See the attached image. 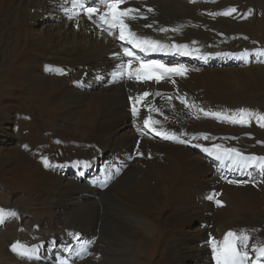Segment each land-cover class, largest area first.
Masks as SVG:
<instances>
[{
  "label": "bare ground",
  "instance_id": "bare-ground-1",
  "mask_svg": "<svg viewBox=\"0 0 264 264\" xmlns=\"http://www.w3.org/2000/svg\"><path fill=\"white\" fill-rule=\"evenodd\" d=\"M67 1L0 0V118L10 115L12 101L29 117L22 122L28 131L25 141L5 159L13 164L9 192L15 194L4 202L5 193L0 191V210L7 221L0 223V253L19 255L12 250L19 243L39 246L36 255L41 262L29 259L26 264H185L191 258L197 264H215L211 239L222 241L229 229L240 228L237 233L250 236L252 264L254 246L264 244V171L233 165L227 157L217 160L212 149L219 145L236 148L246 156L264 154V139L251 137L252 128L260 127L255 119L250 128L231 122L239 118L234 113L243 104L240 87L229 76L225 78L224 70L205 67L250 60L249 56L230 59L227 51L248 47L246 39H253L245 28L249 24L247 2L254 0H127L122 7L139 8L147 16L129 22L133 31L180 46V51L170 49L168 57L158 60L168 67L184 65L186 75L159 83L114 81L118 65L127 60L122 55L125 43L116 40L118 30L109 35L79 8L71 10L80 15L69 19L63 11L72 7L71 2L68 7L63 5ZM54 8L61 29L33 36L29 21L37 12H55ZM147 8L154 12L148 13ZM230 8L237 11L231 16L221 14ZM244 13L246 19L239 20ZM262 18L264 40V14ZM161 27L170 31H158ZM174 28L180 30L171 31ZM134 51L149 60L139 49ZM150 53L151 58L158 57L157 52ZM60 70L69 75L60 76ZM98 70L101 74L96 80L88 76ZM246 72L240 74L258 79L264 90V66ZM97 85L99 92L88 93L87 88ZM145 91L152 95L137 103L139 114L134 116L135 101L129 98ZM169 96L173 97L170 102ZM177 96L194 106H185ZM148 107L160 111L149 112ZM199 109L221 117L206 116ZM149 115L160 121L154 125L157 131L175 133L177 139L151 132L143 124ZM114 122L121 128L111 131ZM205 135L210 138L203 139ZM179 140L202 142L209 151L193 159V149ZM133 149H137L134 158ZM60 166L85 175V182L64 178V172L57 169ZM244 180L254 181L255 186H245L252 181L242 186ZM18 190L25 193L19 195ZM207 193H217L222 206L208 200ZM192 218L212 221V227L200 225L186 234L183 228ZM70 245L72 253L63 250Z\"/></svg>",
  "mask_w": 264,
  "mask_h": 264
},
{
  "label": "snow or ice",
  "instance_id": "snow-or-ice-1",
  "mask_svg": "<svg viewBox=\"0 0 264 264\" xmlns=\"http://www.w3.org/2000/svg\"><path fill=\"white\" fill-rule=\"evenodd\" d=\"M195 2V0H193ZM72 9H82L83 14L87 17L89 21L93 24L98 25L103 29V31L107 32L109 35H113V30H118V39L122 42H126L132 47H125L123 49L122 55L127 57L125 62H121L118 65V71L113 74L114 81L115 80H134L137 83H148V82H156L159 83L163 79L170 77L172 74L184 76L186 75L188 69L182 65H174L172 67H168L167 65L161 63L160 61L152 60L146 61L142 59L140 56L136 54L134 49H139L140 52L149 53V52H161L170 49H175L176 51H180V46L178 45H165L162 44L159 40H153L148 37H143L138 35L135 31L132 30L130 26V21H136L138 19H147V16L144 12H142L139 8L133 7H122L127 0H102L100 6L95 4V0L92 6L86 5V0H71ZM100 7L104 8V11L100 12ZM65 15L69 19H75L76 16L80 15V12H74L71 9L64 8L63 9ZM237 11L236 8H230L227 11L221 13L225 16H231L233 13ZM148 13L154 12V9L147 8ZM251 13L249 12V15ZM94 15L96 18H94ZM215 15V14H213ZM79 25L77 24V27ZM145 27L151 28L153 24H146ZM160 32H168L170 29L168 28H159L157 29ZM180 29L174 28L171 31H179ZM183 47H187L186 45ZM116 56H120V53L114 54ZM264 55V53H262ZM264 62V61H261ZM135 65V66H134ZM63 74V72L61 73ZM174 84L175 81L173 80ZM152 95L151 93L145 91L139 96L133 98L130 97V100H134L132 106V114L134 116L139 114V110L137 108V103H142L147 97ZM155 95L160 96L161 93L157 92ZM170 102L173 97H167ZM176 99H179L182 104L188 107H192L194 105H190L187 99L183 96H177ZM148 111H156L160 110L154 107H148ZM199 111L203 112L204 115H213L216 118H220V113H208L205 112L204 109H199ZM162 114V113H161ZM238 119H231L232 123H238L245 126H250L253 119L256 120V123L259 124L260 127H264V115H260L255 113L252 110L241 109L239 112ZM225 119H230L229 117H224ZM160 121L154 120L151 115L148 116L147 119L143 121V124L146 127L151 128L152 131L156 132L157 135L163 136L164 139H177L175 133H165L163 131H157L154 125L159 124ZM195 138V137H194ZM210 137L207 135L203 136V139L207 140ZM180 143H189L186 140H179ZM199 146V145H197ZM215 151L213 154L217 160H221L224 157H227L229 161L233 163V165H242L244 168L247 167H259L261 171H264V157L257 156H246L241 151L236 148H221L219 145L213 146ZM203 151L208 152V148H204ZM142 155V153H139ZM44 165L49 166V161L47 158L43 161ZM229 183H237V181L230 180ZM250 181H243V183H248ZM255 183L254 181H252ZM217 193H211L207 196V199L210 201H215L217 206H222V202L216 199ZM11 216H15L16 213H10ZM4 222L3 210H0V223ZM250 236L242 231L241 233H237L236 231H229L226 233L222 241H217L215 238L211 239V247L213 257L215 259V264H249L252 257L249 253V244ZM12 250L17 252L21 257L27 259H33L36 253L39 250V246L27 247L21 246L19 243L12 245ZM255 253V261L252 264H261V259L264 258V244L259 246H254L253 250Z\"/></svg>",
  "mask_w": 264,
  "mask_h": 264
},
{
  "label": "rangeland",
  "instance_id": "rangeland-1",
  "mask_svg": "<svg viewBox=\"0 0 264 264\" xmlns=\"http://www.w3.org/2000/svg\"><path fill=\"white\" fill-rule=\"evenodd\" d=\"M70 2H71V0H68L63 5L65 7H68V5H71ZM55 3L56 2H54V6H55ZM247 3L250 5L249 12L251 14L249 15V18L246 19V14L244 13L239 20L243 21L246 19L247 21H249V24H248L247 28H245V29H248L249 33L247 32V34H249L253 39H250V38L246 39V41L248 43H246L245 46H248V47L241 48L240 50H237V49L236 50L235 49L234 50H228L227 52H228V56L230 57V59H232L234 57H236L237 59L238 58L242 59L246 56H249L250 60L248 62L241 63L240 65H233V64H226L225 63V65L223 66L222 63H219L217 65L210 66L208 64V67H205V69H215V70L221 69V70H224L225 71L224 72L225 78L229 76L230 80L233 79V80H231V82H233L235 84V87H238L237 89H239V87H240V93L242 94L241 100H242L243 104L239 105L238 107L240 109L252 110L254 112L264 114V113H262V109H264V90H262V88H261L260 81L258 79L253 80L252 77L240 74V73L246 72L248 69H250L254 66H257V65L264 66V62H261V61H264V55H262V53H264V40L262 39L263 33H262V29L260 27V22L263 19L262 15L264 14V9H262L261 6L264 5V0H254L251 2H247ZM69 9H72V7H70ZM54 10H55V12L49 11V10H46L44 12H37L35 14V16L29 21L30 24H28V29L30 30V32L32 33L33 36H35V35L41 36V35H44V33H50V32L56 33L58 31V29H61V27L58 25L62 22L60 21V18L58 17V12H56L57 9L54 8ZM241 11H244V10L241 8ZM243 26L244 25H241L239 27L241 32L243 30ZM29 27H31V28H29ZM86 36H88L87 33H86ZM247 37H249V36H247ZM242 50H246V52L241 53ZM215 53H217V52H215ZM224 58L227 59V57H224ZM200 60H202V59H200ZM205 65H207V63ZM37 68H38V66H37ZM35 69H36V67H35ZM84 72H88V67L84 68ZM246 73H248V72H246ZM100 74H101V70H98V71H94L93 73H91L88 76L89 77H95V80H96V78L100 77ZM66 75H64V76H66ZM174 76H176V75L174 74V75L168 77L167 79H171ZM236 79H239V80L236 82ZM165 80H166V78H165ZM231 85H233V84L231 83ZM231 85H230V87H231ZM237 85H239V86H237ZM216 86H218L217 81H216ZM96 87H98V85L95 87H92V88H87L89 90L88 93H91L92 91L93 92H99V89ZM5 103L10 104L8 101H6ZM11 105H9L10 106V111H9L10 115L9 116H3L0 118L1 119V122H0V179H1L0 180L1 181L0 182V191H4V193H5L4 194L5 197L3 198L4 202L9 201V199H10L9 195L13 196L15 194L12 191H11V194L9 192L10 191L9 189H12V185H13V176H14V174L12 173L13 164L11 163L10 159H8V160H5V159L10 158L11 152L15 151L20 144H23L22 143L23 140L25 141V136H26L25 134H27L28 131L23 130L24 129V127H23L24 123L22 124V122L29 120L27 112H24V110L22 111L20 105L18 106V104L15 101H12ZM4 111H5V109H4ZM238 114H239V112L235 111V113H234L235 117H238L239 116ZM37 116H38V114L33 115L32 119L35 120ZM21 119L23 121H21ZM128 120H129L128 122H130V119H128ZM42 123H46V122H42ZM21 127H23V128H21ZM118 127H119V123L114 122L113 126L111 127L110 130L115 131V130L121 128V127H119V128ZM243 127L244 128H250L249 126H245V125H243ZM47 130H49V129H47ZM122 132H120V134H122ZM151 132H152V130H151ZM116 133H118V131ZM153 133L156 134V132H154V131H153ZM251 137L264 139V128L259 127V130L252 128ZM20 138H23V139H20ZM138 138L139 137H137V139ZM154 138L158 140L157 136H154ZM172 144H174V143H172ZM190 144H191L190 141H189V143H186V145L190 146V148L192 147L191 146L192 144L200 145L198 149L201 150V152L203 153V154H199V153L195 152L196 150L195 151L193 150L192 154H191V157L192 158L194 157L193 159H195V157H197V156H199V157H203V156L205 157L206 156V152L203 151V147H206L204 145V143L199 142V143H192L191 145ZM99 153H101V152H99ZM136 154H137V149H133V158L135 157ZM251 154L257 155L258 157H264V154H262V153H256V152L253 153L252 152ZM152 157L153 156H151L149 158L151 159ZM241 167L243 168L242 165H241ZM257 168H259V167H257ZM57 169L61 170V172H64V175H63L64 178H69V176H72L75 180L82 182V183H84L86 180L85 175L78 176L76 171L72 168H68L66 166H62V167L60 166V167H57ZM99 169L100 168H98V167L95 168V172L97 173V175H99V173H100ZM71 171H75V174ZM116 172L118 173V175L120 174L119 169H116ZM1 173H2V175H1ZM70 173H72L73 175ZM244 181H252V180H244ZM4 182H6V183L3 184ZM6 184H10L11 187H9ZM104 184L105 185L108 184V178H104ZM241 184H242V186L245 185L244 183H241ZM199 186H201V185H199ZM245 186L254 187L255 184L252 182L251 184L245 185ZM6 193H8V194H6ZM24 193H23V191L18 190L19 195H21V194L23 195ZM208 194L209 193H207V195ZM5 198H7V199H5ZM5 222H7V221H5ZM186 222L189 223V224H185V226L183 228V231L186 232V234L189 233V229H196L200 225L208 228V227H212V223H213L212 221L209 223L202 222L201 218L188 219ZM197 232L198 231L196 230V233ZM67 249L71 250L70 253L73 252L71 245L69 246V248L67 247L63 250L66 251ZM47 252L48 251H44L45 254H47ZM66 252H68V251H66ZM32 260H34V261L36 260L37 262H41L42 258L37 257V255H35ZM29 261H30L29 259L23 258L20 255L13 257L11 255L6 256V255H2V253H0V264H26ZM185 264H197V262L191 258V259H188V261H186Z\"/></svg>",
  "mask_w": 264,
  "mask_h": 264
}]
</instances>
